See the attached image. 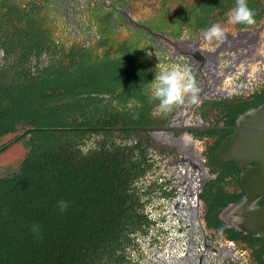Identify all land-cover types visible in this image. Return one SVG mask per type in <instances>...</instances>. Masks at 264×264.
<instances>
[{"label":"trees","instance_id":"1","mask_svg":"<svg viewBox=\"0 0 264 264\" xmlns=\"http://www.w3.org/2000/svg\"><path fill=\"white\" fill-rule=\"evenodd\" d=\"M147 81L132 59L91 58L18 87L0 81V141L20 126L13 140L24 149L18 170L0 177V264H154L176 244L174 161L138 129L150 120L136 101ZM263 103L264 91L225 126ZM230 133L211 164L221 166L214 152ZM208 195L219 222L227 201Z\"/></svg>","mask_w":264,"mask_h":264},{"label":"flooded vegetation","instance_id":"2","mask_svg":"<svg viewBox=\"0 0 264 264\" xmlns=\"http://www.w3.org/2000/svg\"><path fill=\"white\" fill-rule=\"evenodd\" d=\"M245 2L251 24L228 21L235 0H0V81L11 88L82 58L132 59L148 77L136 101L149 107L150 120L138 129L175 164L177 242L154 264H264V238L220 219L227 206L247 199L255 183L244 180L256 164L210 163L219 138L236 129L226 118L264 91V0ZM212 23L223 38H204ZM158 66L186 67L195 99L185 94L182 103L158 110L148 91ZM17 128L14 138L22 134ZM219 191L227 203L217 222L205 199ZM255 206H264V194Z\"/></svg>","mask_w":264,"mask_h":264},{"label":"water","instance_id":"3","mask_svg":"<svg viewBox=\"0 0 264 264\" xmlns=\"http://www.w3.org/2000/svg\"><path fill=\"white\" fill-rule=\"evenodd\" d=\"M235 126L233 134L225 138L215 155L221 163L232 161L241 167L256 164L252 175L244 180L249 184L254 182L255 186L246 187L247 199L227 206L220 219L244 234L264 238V206H255V200L264 194V103L240 115Z\"/></svg>","mask_w":264,"mask_h":264},{"label":"clouds","instance_id":"4","mask_svg":"<svg viewBox=\"0 0 264 264\" xmlns=\"http://www.w3.org/2000/svg\"><path fill=\"white\" fill-rule=\"evenodd\" d=\"M227 19L230 23L251 24L253 20L252 10L248 8L245 0H235L234 6L229 10ZM205 39L223 38V30L217 23L210 24L203 29ZM149 99L157 100V109L169 110L173 105L182 103L185 94H193L191 99H195L198 91L192 77L188 74L186 67L158 66L154 72L151 83L148 86ZM61 210L65 207L63 201Z\"/></svg>","mask_w":264,"mask_h":264},{"label":"rangeland","instance_id":"5","mask_svg":"<svg viewBox=\"0 0 264 264\" xmlns=\"http://www.w3.org/2000/svg\"><path fill=\"white\" fill-rule=\"evenodd\" d=\"M13 139L14 136L11 135L4 137L0 141V147L2 145L8 146L7 151L0 154V177L7 175L8 173H10V171H17L19 164L24 156V149ZM173 246L174 244L172 245V247ZM164 253L162 254V256H164Z\"/></svg>","mask_w":264,"mask_h":264}]
</instances>
